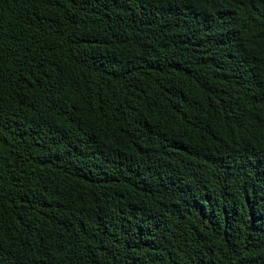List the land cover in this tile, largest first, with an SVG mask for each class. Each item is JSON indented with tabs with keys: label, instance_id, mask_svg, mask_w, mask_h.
Wrapping results in <instances>:
<instances>
[{
	"label": "trees",
	"instance_id": "1",
	"mask_svg": "<svg viewBox=\"0 0 264 264\" xmlns=\"http://www.w3.org/2000/svg\"><path fill=\"white\" fill-rule=\"evenodd\" d=\"M0 264H264V0H0Z\"/></svg>",
	"mask_w": 264,
	"mask_h": 264
}]
</instances>
